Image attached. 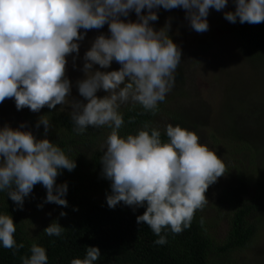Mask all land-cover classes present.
I'll return each instance as SVG.
<instances>
[{
	"label": "clouds",
	"instance_id": "clouds-1",
	"mask_svg": "<svg viewBox=\"0 0 264 264\" xmlns=\"http://www.w3.org/2000/svg\"><path fill=\"white\" fill-rule=\"evenodd\" d=\"M229 0H0V103L15 99L17 110L39 112L47 107L70 105L74 131L83 134L89 126L111 129L101 157L104 178L111 181L107 205L114 209L123 202L146 207L137 217L165 245V229L180 234L191 227L195 213L209 203L205 193L224 176L226 165L216 152L199 142V136L180 126L166 125L168 142L161 132L146 122L137 134L119 135L124 125L121 106L140 105L144 113L156 115L158 104L172 90L182 57L181 48L169 36L170 25L159 31L150 26L157 21L153 9L183 8L190 27L209 30V10H223ZM235 12H226L231 23H264V0H234ZM147 9V15L142 14ZM135 11L138 22H124ZM107 24L110 37L98 36L84 56L85 79L77 81L80 96L87 103L70 100L71 81L67 78V57L79 55L87 31ZM81 29L84 33L81 34ZM115 61L118 71H93L94 65L107 69ZM103 90L108 95L97 96ZM135 117L129 119L134 123ZM52 127L45 116L36 127ZM26 125H20L24 128ZM77 167L65 152L48 139L38 140L31 131L0 128V191L20 209L34 186L47 189L45 203L67 207L63 199L68 185H56L61 169ZM55 193V194H54ZM43 207V205H39ZM78 210V209H74ZM61 216H66L64 212ZM203 223V220H201ZM66 229L53 222L44 229L48 236H61ZM16 224L11 215H0V244L6 249L17 245ZM23 264H48L46 249L33 243ZM101 256L98 247H87L84 259L71 264H94Z\"/></svg>",
	"mask_w": 264,
	"mask_h": 264
},
{
	"label": "rangeland",
	"instance_id": "rangeland-1",
	"mask_svg": "<svg viewBox=\"0 0 264 264\" xmlns=\"http://www.w3.org/2000/svg\"><path fill=\"white\" fill-rule=\"evenodd\" d=\"M231 5L232 0H229L219 12L210 9L207 17L209 30L203 33L190 27L183 8L153 9L158 20L150 21V26L159 31L170 25L169 36L181 48L182 57L174 73V87L165 101L158 104L159 111L150 127L166 133V125L172 124L195 132L201 144L207 145L223 159L226 172L209 187L205 193L209 203L203 210H198L214 243L225 240L229 221L237 207L241 203L252 202L255 195L257 198L261 196V207L250 217L259 219L256 237L246 248L232 253L229 259L233 264H264V52L250 51L238 43L231 31L233 23L224 18ZM142 14L147 15V9ZM121 20L138 22V17L132 11ZM100 35L111 36L107 24L101 29L87 31L85 39L77 41L80 44L79 55L73 53L67 57V78L72 85L69 99L72 101L87 103L79 94L77 81L86 78L84 56ZM120 68L121 65L113 61L107 69L94 65L92 70L110 72ZM106 95L108 93L103 90L97 93L100 98ZM128 106L130 104L123 105L120 110ZM72 111L70 105H57L55 109L45 107L39 112H32L29 108L17 110L15 99H6L0 103V128L10 126L14 130L31 131L38 140H52L61 130L55 126L54 118L60 113L71 116ZM42 116L52 125L47 135L43 125L36 127ZM22 124L26 127L20 128ZM232 129L243 135L239 137L243 145L247 146L252 141L253 146L242 151L235 142L236 135ZM85 132H88V137L79 144L80 157L71 159L78 163L79 172L90 176L88 186L96 188L94 198L102 202L106 199L103 189L111 181L104 178L102 171H91L87 160L92 152L103 153L102 145L111 129L89 126ZM46 196V188L40 185L25 197L23 208H19L20 220L26 223L29 234L64 217L60 215L63 212L61 206L45 203Z\"/></svg>",
	"mask_w": 264,
	"mask_h": 264
},
{
	"label": "trees",
	"instance_id": "trees-1",
	"mask_svg": "<svg viewBox=\"0 0 264 264\" xmlns=\"http://www.w3.org/2000/svg\"><path fill=\"white\" fill-rule=\"evenodd\" d=\"M235 10L236 4L232 0L230 12ZM231 31L245 49L264 52V23L241 24L237 19L232 24ZM120 112L124 117V125L119 129L122 136L137 134L146 122L151 125L155 117L151 113H144L140 105L134 108L130 105ZM131 117H135L134 123H129ZM54 121L55 126L61 130L50 141L60 147L70 159L77 160L80 157L79 144L86 140L88 132L77 134L71 116L65 113L57 115ZM232 130L236 135L235 142L242 151L253 146L252 141L247 146L243 145V141L239 139L243 135ZM161 139L168 142L166 133H161ZM102 155L99 151L90 154L87 165L91 171L103 172ZM60 173L56 185L67 183L68 191L62 198L67 200L68 206L60 207L67 215L57 221L66 229L59 237L44 233V229L52 222L29 234L26 223L20 220L22 214L18 205L8 197L7 190L0 191V215L12 216L17 227L14 238L17 245H24L17 251L6 249L0 244V264H23L21 257H30L33 243L46 249L48 264H71L73 259H84L87 247H98L101 250V256L94 264H233L229 256L246 248L256 237L260 227L259 219L250 218L262 203L261 196L257 198L255 195L252 202H244L237 207L222 243L212 241L197 211L190 228L180 234H173L170 229H165L161 235H166L167 243L157 245L154 241L159 237L150 227L137 223V217L144 214L146 205L134 209L121 202L114 209L109 208L107 196L112 194L111 183H106V189H103L106 199L100 202L94 198L96 188L88 186L90 176L79 172L78 167L71 172L61 169ZM40 185L37 184L34 189Z\"/></svg>",
	"mask_w": 264,
	"mask_h": 264
}]
</instances>
